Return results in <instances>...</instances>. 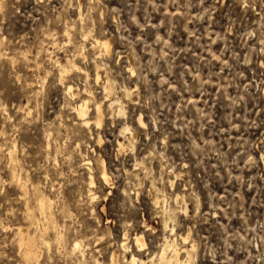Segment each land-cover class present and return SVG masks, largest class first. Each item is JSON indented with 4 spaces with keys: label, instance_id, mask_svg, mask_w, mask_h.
Here are the masks:
<instances>
[{
    "label": "rangeland",
    "instance_id": "374dc122",
    "mask_svg": "<svg viewBox=\"0 0 264 264\" xmlns=\"http://www.w3.org/2000/svg\"><path fill=\"white\" fill-rule=\"evenodd\" d=\"M18 228L29 264H264V0H0V264Z\"/></svg>",
    "mask_w": 264,
    "mask_h": 264
},
{
    "label": "bare ground",
    "instance_id": "6f19581e",
    "mask_svg": "<svg viewBox=\"0 0 264 264\" xmlns=\"http://www.w3.org/2000/svg\"><path fill=\"white\" fill-rule=\"evenodd\" d=\"M92 46L94 48L99 49V51H104L106 53L109 52V50H110V42L109 41L94 40L92 42ZM76 49H77V47H75V50ZM47 52H45V54ZM69 67L71 69H75V70L77 69V66H76V64L74 62H70V66ZM58 68L60 69V71L62 73L68 71L66 69V65L63 66V65L59 64ZM70 68H68V69H70ZM67 91L70 92V87L69 86L67 87ZM122 96H123V92H122ZM115 103H116V101H111L109 103V106H112ZM73 108H74L73 110L76 112L77 116L79 117V119L81 121L79 123H82L83 125L87 126L89 124V119L87 117L86 102H82V103L76 104ZM95 115H96L97 120H98L97 124H100L101 123V111H100V106H98V105L95 108ZM137 122H138L139 125H143V123H144L143 120L140 117L137 119ZM9 159H10V162H13L12 153H9ZM102 175H103L104 180L107 181L105 172H103ZM89 194H91V193H89ZM93 197H94V195H93ZM175 197L178 199V196H175ZM90 198H91V196H90ZM158 200H159L158 197H154V202L155 203H158L159 202ZM51 204L52 203L50 201H48L43 196L39 197V199H38V210H39L40 215L44 218V222L46 223V224H44V228L45 229H48L49 227H55L53 218L51 216L52 215ZM27 218L28 219H32V214L29 213L27 215ZM57 231H59V230H57ZM17 234L19 235L18 243H19L20 247L23 248L22 249L23 250V258L27 262V263H25V262L24 263L25 264H29L28 262L31 259L32 260L35 259L36 256H37V251H36V247H35L36 246V238L34 236L33 237L30 236L27 231H25V230H23L21 228L17 229ZM55 241H57V243H60V241H61V235H60L59 232L56 233V235H55ZM135 242H136L137 246H139V247L144 246V242H143V237L142 236H136L135 237ZM80 247H81V242L80 241H76L73 244L72 250H75V249L76 250L77 249L80 250ZM121 247H124V243L121 244ZM168 250H169V252H168ZM82 251L80 252L81 253V257L84 256ZM183 252L185 253V256L182 258L180 256V254H181L180 249L176 247L175 240L166 241L164 246H163V248L161 249V252L158 255L159 264H192L191 263L190 250H183L182 253ZM110 264H119L116 250L113 251V253L111 254ZM123 264H156V263H155V258H153V257H150V258H147V259H143V258L136 257L134 254H130V256L128 258H125V256H123Z\"/></svg>",
    "mask_w": 264,
    "mask_h": 264
}]
</instances>
